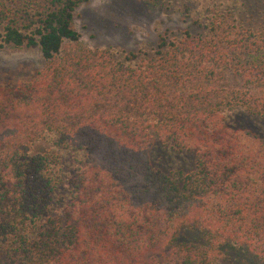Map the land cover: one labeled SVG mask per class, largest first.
I'll return each instance as SVG.
<instances>
[{"label": "trees", "instance_id": "trees-1", "mask_svg": "<svg viewBox=\"0 0 264 264\" xmlns=\"http://www.w3.org/2000/svg\"><path fill=\"white\" fill-rule=\"evenodd\" d=\"M88 1L0 0V48L46 61L0 84V264H264V137L230 123L264 120L263 32L235 4L151 57L93 49L74 26ZM157 143L194 168H158Z\"/></svg>", "mask_w": 264, "mask_h": 264}, {"label": "rangeland", "instance_id": "rangeland-1", "mask_svg": "<svg viewBox=\"0 0 264 264\" xmlns=\"http://www.w3.org/2000/svg\"><path fill=\"white\" fill-rule=\"evenodd\" d=\"M235 4L240 11L239 21L252 27L253 32L264 34V0H158L156 4L152 0H89L78 7L74 26L82 44L89 48L110 47L116 53L136 51L151 57L164 32L168 31L174 39H179L186 30L196 34L201 31L196 23L198 17ZM45 64L37 47L0 48V84L16 86L22 81H29ZM225 73L226 80L222 83L224 93L230 98L235 95L240 97L246 89L233 77L232 71ZM248 114L232 113L230 123L233 127L251 129L264 137V120ZM51 146L52 143L41 141L35 149ZM68 159L71 162L72 158ZM153 162L167 173L177 169L191 171L195 166V155L157 143L153 150Z\"/></svg>", "mask_w": 264, "mask_h": 264}]
</instances>
